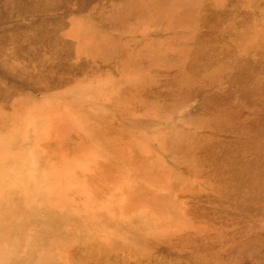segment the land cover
Instances as JSON below:
<instances>
[{"label": "rangeland", "instance_id": "374dc122", "mask_svg": "<svg viewBox=\"0 0 264 264\" xmlns=\"http://www.w3.org/2000/svg\"><path fill=\"white\" fill-rule=\"evenodd\" d=\"M0 264H264V0H0Z\"/></svg>", "mask_w": 264, "mask_h": 264}, {"label": "bare ground", "instance_id": "6f19581e", "mask_svg": "<svg viewBox=\"0 0 264 264\" xmlns=\"http://www.w3.org/2000/svg\"><path fill=\"white\" fill-rule=\"evenodd\" d=\"M192 7H194V6H192ZM149 30V29H148Z\"/></svg>", "mask_w": 264, "mask_h": 264}]
</instances>
